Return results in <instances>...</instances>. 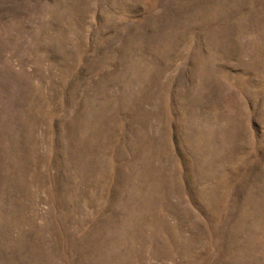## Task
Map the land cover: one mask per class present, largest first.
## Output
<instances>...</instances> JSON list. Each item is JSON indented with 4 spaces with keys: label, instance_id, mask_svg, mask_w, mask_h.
Listing matches in <instances>:
<instances>
[{
    "label": "rangeland",
    "instance_id": "374dc122",
    "mask_svg": "<svg viewBox=\"0 0 264 264\" xmlns=\"http://www.w3.org/2000/svg\"><path fill=\"white\" fill-rule=\"evenodd\" d=\"M0 264H264V0H0Z\"/></svg>",
    "mask_w": 264,
    "mask_h": 264
}]
</instances>
